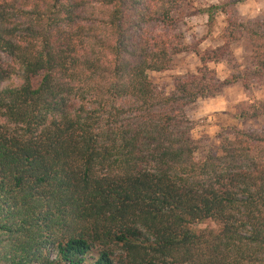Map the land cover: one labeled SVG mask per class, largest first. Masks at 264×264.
Instances as JSON below:
<instances>
[{
  "label": "trees",
  "instance_id": "trees-1",
  "mask_svg": "<svg viewBox=\"0 0 264 264\" xmlns=\"http://www.w3.org/2000/svg\"><path fill=\"white\" fill-rule=\"evenodd\" d=\"M180 1L0 0L16 67L0 66V264H264V128L197 161L184 113L264 82V20L229 17L223 45L194 51L197 74L165 95L149 73L186 51L152 29ZM201 13L212 26L227 11ZM243 38L249 68L219 80L208 65ZM235 118H264V102Z\"/></svg>",
  "mask_w": 264,
  "mask_h": 264
},
{
  "label": "rangeland",
  "instance_id": "rangeland-1",
  "mask_svg": "<svg viewBox=\"0 0 264 264\" xmlns=\"http://www.w3.org/2000/svg\"><path fill=\"white\" fill-rule=\"evenodd\" d=\"M215 5L223 6L227 13H218L214 24L210 26L208 16L201 11ZM178 7L171 27H152L156 36L163 37L174 47L186 51L172 58L168 70L149 73L150 81L165 95L174 92L180 81L197 74L201 62L194 51L200 50L203 54L223 45L221 37L229 17L243 22L264 20V0H181ZM231 52L233 57L229 61L208 65L221 81L243 74L249 68V52L244 38L231 46ZM1 65L15 67L12 59L4 54H0ZM17 74L13 78L15 84L20 82ZM258 102H264V82H252L248 91L243 82H238L225 88L214 98L200 99L186 107L184 113L192 125L191 136L197 147V161H202L210 154L221 156L223 140L232 139L235 130L264 128V118L247 121L235 118ZM201 228L217 230L218 225L206 223Z\"/></svg>",
  "mask_w": 264,
  "mask_h": 264
}]
</instances>
